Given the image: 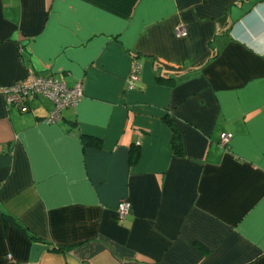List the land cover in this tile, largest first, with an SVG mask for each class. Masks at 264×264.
Here are the masks:
<instances>
[{"label":"crops","instance_id":"1","mask_svg":"<svg viewBox=\"0 0 264 264\" xmlns=\"http://www.w3.org/2000/svg\"><path fill=\"white\" fill-rule=\"evenodd\" d=\"M27 69L82 96L0 93V264H264V0H0V87Z\"/></svg>","mask_w":264,"mask_h":264},{"label":"built area","instance_id":"2","mask_svg":"<svg viewBox=\"0 0 264 264\" xmlns=\"http://www.w3.org/2000/svg\"><path fill=\"white\" fill-rule=\"evenodd\" d=\"M185 35V25L178 22L174 26V36ZM140 64L135 60L130 63L127 75V88L138 80ZM0 93L8 106L15 107L18 111L24 112L29 109L31 101L45 99L50 103V108L45 116L46 122H55L60 119L61 111L65 108H72L82 96V84L75 82L67 86L64 81L53 77L50 74L35 73L27 69L26 74L14 82L0 87ZM230 133L221 132L218 138V145L226 147ZM130 210L128 201L122 199L116 205L118 218L124 217ZM7 258L9 256L7 255Z\"/></svg>","mask_w":264,"mask_h":264},{"label":"trees","instance_id":"3","mask_svg":"<svg viewBox=\"0 0 264 264\" xmlns=\"http://www.w3.org/2000/svg\"><path fill=\"white\" fill-rule=\"evenodd\" d=\"M25 112V111H24ZM166 120V119H165ZM167 122L170 124L171 127V146L173 149V152L178 154L180 152V147H179V136L177 131L174 129V127L171 125L170 121L167 119ZM80 138L82 139V142L84 145H97V141L94 140L93 138L86 136V135H81ZM133 145L129 146V151H128V162L129 163H134V161L138 158V144L132 143ZM7 217L5 216L3 218V222L5 223L7 221Z\"/></svg>","mask_w":264,"mask_h":264},{"label":"water","instance_id":"4","mask_svg":"<svg viewBox=\"0 0 264 264\" xmlns=\"http://www.w3.org/2000/svg\"><path fill=\"white\" fill-rule=\"evenodd\" d=\"M45 248H46L45 245L38 244V243L31 245V248H30V251H31L30 260L33 262V264H35L39 253L42 250H44Z\"/></svg>","mask_w":264,"mask_h":264}]
</instances>
